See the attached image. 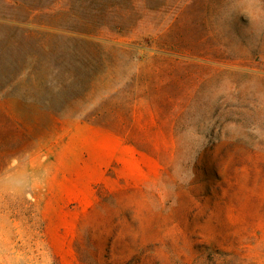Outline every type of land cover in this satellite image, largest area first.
<instances>
[{
	"label": "rangeland",
	"instance_id": "obj_1",
	"mask_svg": "<svg viewBox=\"0 0 264 264\" xmlns=\"http://www.w3.org/2000/svg\"><path fill=\"white\" fill-rule=\"evenodd\" d=\"M0 264H264V0H0Z\"/></svg>",
	"mask_w": 264,
	"mask_h": 264
}]
</instances>
